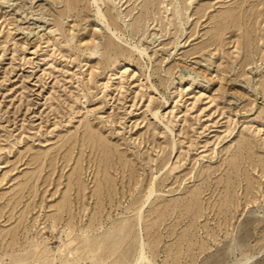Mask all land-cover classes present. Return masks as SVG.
<instances>
[{"label": "rangeland", "instance_id": "rangeland-1", "mask_svg": "<svg viewBox=\"0 0 264 264\" xmlns=\"http://www.w3.org/2000/svg\"><path fill=\"white\" fill-rule=\"evenodd\" d=\"M147 1L0 0V264L43 237L41 264H130L141 241L151 264H264V12L254 51L214 33L238 0ZM149 184L142 229L79 260L82 226L112 231Z\"/></svg>", "mask_w": 264, "mask_h": 264}, {"label": "bare ground", "instance_id": "bare-ground-1", "mask_svg": "<svg viewBox=\"0 0 264 264\" xmlns=\"http://www.w3.org/2000/svg\"><path fill=\"white\" fill-rule=\"evenodd\" d=\"M103 1V0H102ZM159 0H148L147 3H144V8L146 9V11L148 12V7L149 4H151L152 6L155 5L156 2H158ZM249 0H238L237 4L232 5V6H228L226 8H224L219 14H218V19L216 18V24L214 25V33L216 35H221L227 31H233L234 29H238V30H243L245 29L244 32H240V35H242L244 33V37H243V44L245 47H247L248 49H252L254 51L259 50L261 48V45L257 44L258 42V38H257V32L256 33V37H254V33L253 35L250 34V31L246 29V27H244L242 20L250 18V20H257L262 13L264 12L263 9H260L259 6H251L249 9L247 7L243 6V3L247 2ZM260 1V0H259ZM92 2L97 3V0H92ZM208 7V4H202V6L198 9H196V13H199V16H202L205 14V10ZM186 6H182L181 8H175V15L176 17L179 16L183 9H185ZM247 12H249V14L247 15ZM106 12H103L99 6H97L96 8V16L98 17V19L100 18H104L105 17ZM251 15H253V17H251ZM213 17H217V14L213 15ZM239 43L242 42L241 38H238ZM245 41V43H244ZM216 41L213 39L210 43L207 44L211 45V44H215ZM264 88V87H262ZM93 132L89 131V134L86 135L87 138H89L91 141L93 142H97L94 137L92 136ZM250 143L249 140H242L238 145L239 147V154L240 156L243 154L242 157H246V155H251L250 153H248V144ZM251 157V156H250ZM108 180V179H107ZM106 180V181H107ZM76 185V187L78 188V193L81 190H84L86 188V186L84 185L83 181L81 178L76 177L74 183ZM105 185V184H104ZM103 182H98L95 189H94V193L97 196L98 195H102V188H103ZM108 185H109V181H108ZM147 189L145 190V192L143 193L142 197L139 198V202L137 205H135L133 207L134 212V217H132L131 219L126 220L125 222H117L114 226V229L112 231H108L107 233L105 232H99V233H94V234H89V232H95V230H93V226H91V224H86L82 226V230H81V234H84L83 239H84V249L86 252H92L94 253L92 254H87L86 256L82 257V255L80 254L79 256V260L81 258H90V260L93 261H101L104 257L102 256V245H100V243H103L102 241H109L111 243H114L113 245L116 246L117 241H121L122 238H124L126 231L130 230L132 231L133 228H137V231L139 232L142 227H141V220L143 218V206L144 204L150 199L151 195L153 194V192H155V189L153 188V185H148L146 187ZM99 197V196H98ZM100 200H102V198H100ZM100 203H102L100 201ZM70 202L67 199V202H65L61 207L59 206V208L57 209V211L52 214L49 215V219H51L53 222H56L60 217V214H63V208L66 205H69ZM161 210L157 209V212L159 213ZM58 212V213H57ZM62 212V213H61ZM72 223L70 222V220L68 219V221L65 223L64 226V231H66V237L71 233V226ZM96 230H98V228H96ZM122 235V236H121ZM63 242V241H62ZM71 240L70 241H66L63 242V249H60L59 253L63 254L64 249H67V251H65L66 253H73V247H70L71 245ZM75 241H72V243ZM34 244V248H32L30 250V252H28V254L24 255L23 253L20 254H15L12 255L13 258V262L14 264H25L26 261L28 259H37V263L41 264L43 262L46 261H54V259L56 258V254H55V249H51L50 247L46 246L45 243V237L43 238H37L34 240L33 242ZM137 253L135 254V256L132 258V261L130 262V264H136L139 261H142L143 264H151V262L149 261V258L146 255V250H145V246H144V242H139L137 245ZM100 251L99 253L96 254L97 251ZM77 251V249L75 250ZM113 251V249H112ZM93 258V259H92Z\"/></svg>", "mask_w": 264, "mask_h": 264}]
</instances>
